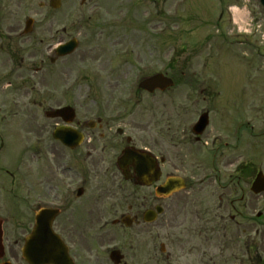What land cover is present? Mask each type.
<instances>
[{
  "label": "flooded vegetation",
  "instance_id": "af4514ba",
  "mask_svg": "<svg viewBox=\"0 0 264 264\" xmlns=\"http://www.w3.org/2000/svg\"><path fill=\"white\" fill-rule=\"evenodd\" d=\"M23 2L0 0V92L23 91L15 110L0 103V264H264V192L253 191L264 154H251L256 138L264 143V98L253 83L244 99L224 98L218 81L194 82L180 99L158 96L175 82L138 90L133 104L115 67L116 90L101 107L90 99L88 113L76 103L61 104L75 112L57 118L27 113L36 24L19 33ZM47 33L35 72L44 81L46 59H66H56L59 31ZM36 229L39 256L28 261Z\"/></svg>",
  "mask_w": 264,
  "mask_h": 264
},
{
  "label": "rangeland",
  "instance_id": "374dc122",
  "mask_svg": "<svg viewBox=\"0 0 264 264\" xmlns=\"http://www.w3.org/2000/svg\"><path fill=\"white\" fill-rule=\"evenodd\" d=\"M62 1L60 11H51L48 0H25L20 9L14 10L15 19L23 23L26 17L37 21L36 40L31 43L38 50L32 46L30 56L25 57L31 70V85L24 95L25 103L30 102L27 113L42 116L47 108L73 103L88 113L86 104L90 99H95L97 104L105 103L116 90L108 82L109 71L113 68L118 67L120 72L127 74L124 83H129L131 89L137 85L135 80L141 72L148 71L151 75L165 71L170 63L180 86L166 95L158 93L159 97L180 99L184 92L194 93L189 89L192 83L204 81L209 76L211 82L225 85L224 98H246L250 81L256 89L255 97L264 98V9L258 0ZM41 3L46 6L41 8ZM230 7L243 11L244 19L235 22ZM223 11L224 20L220 21ZM44 25L45 34L42 33ZM50 28L59 30L63 41L77 38L80 47L72 57L59 61L55 69L45 70L44 81L41 73H34L40 68L42 59L37 43L39 39H50L47 33ZM239 33L245 36L238 37ZM248 36L253 38L247 39ZM45 64L51 66L49 60ZM141 65L143 68L139 72ZM59 71H62L61 77H58ZM126 91L127 86L121 91L127 97ZM15 92L13 90L6 97L0 92V103H8L15 110L13 102L23 91ZM141 96L148 97L145 93ZM40 103L44 105L42 108L37 106ZM96 106L94 111H98ZM20 107L23 108L22 102ZM178 112H182L180 106L174 110ZM9 149L4 157L12 153ZM251 154H264V143L255 141ZM5 204L0 196L2 219Z\"/></svg>",
  "mask_w": 264,
  "mask_h": 264
},
{
  "label": "water",
  "instance_id": "95a60500",
  "mask_svg": "<svg viewBox=\"0 0 264 264\" xmlns=\"http://www.w3.org/2000/svg\"><path fill=\"white\" fill-rule=\"evenodd\" d=\"M262 2L264 3V0ZM75 47H76V43H70V44L64 46L63 49L66 50L65 52H71L75 49ZM171 84H172V81L170 79H166L162 75H156V76L148 79L147 81H145L144 85L142 87L146 88L149 91H154L158 87H160L162 89H166ZM60 112H61L60 110H56L55 112H50L49 114H51V115L56 114L57 115ZM263 182L264 181L262 178L257 179V182L255 183V187L259 188L260 186L263 185ZM257 188H256V192H259V191H257ZM37 241H38V235L33 240V242H31V244H30V248H29L30 260H31V258H36V256H38L39 248L34 247L35 246L34 244Z\"/></svg>",
  "mask_w": 264,
  "mask_h": 264
},
{
  "label": "bare ground",
  "instance_id": "6f19581e",
  "mask_svg": "<svg viewBox=\"0 0 264 264\" xmlns=\"http://www.w3.org/2000/svg\"><path fill=\"white\" fill-rule=\"evenodd\" d=\"M235 15H236L237 19H239V18L244 19V15L245 14L244 13H240V11H239Z\"/></svg>",
  "mask_w": 264,
  "mask_h": 264
}]
</instances>
